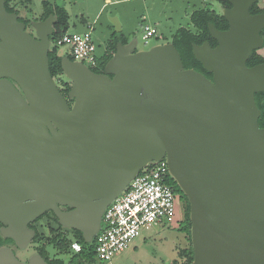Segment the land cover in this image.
<instances>
[{
    "label": "water",
    "instance_id": "95a60500",
    "mask_svg": "<svg viewBox=\"0 0 264 264\" xmlns=\"http://www.w3.org/2000/svg\"><path fill=\"white\" fill-rule=\"evenodd\" d=\"M256 0H230L217 44H193L209 79L184 68L171 42L137 50L118 42L96 73L63 55L64 95L49 70L56 16L31 22L0 0V234L24 249L29 223L52 211L91 242L105 208L149 163L165 158L189 204L191 264H264V127L255 93L264 92V12ZM116 31L117 17L111 18ZM67 98L72 99L71 102ZM0 264H49L38 252L20 260L0 247Z\"/></svg>",
    "mask_w": 264,
    "mask_h": 264
},
{
    "label": "rangeland",
    "instance_id": "374dc122",
    "mask_svg": "<svg viewBox=\"0 0 264 264\" xmlns=\"http://www.w3.org/2000/svg\"><path fill=\"white\" fill-rule=\"evenodd\" d=\"M44 0H11V5L19 10L18 16L29 21L27 30L34 33L31 22L38 21L44 7ZM65 8L68 14V32H84L86 27L82 19L92 25L90 31L95 45V54L101 56L104 53L107 40L112 37H120L122 34L131 41L136 40V49L142 50L157 43L170 42L174 33L180 27L195 30L190 15L194 10L210 9L216 13H222L223 8L218 0H48ZM258 4L264 7V0H258ZM117 17L121 26L116 31L111 18ZM155 26L157 32L145 42L143 35L144 26ZM67 47H61L63 51ZM264 54V49L258 50ZM71 55V54H70ZM72 56V55H71ZM73 57V56H72ZM86 63V62H84ZM87 64V63H86ZM63 80L70 81L62 75ZM57 86L64 85L57 78ZM182 220V208L177 206V213L170 222L151 224L140 229V233L128 245L127 248L117 253L109 261L94 258L91 264H171L182 247H188L189 240L179 230ZM39 238L35 239L24 249H18L20 260H26L36 248L42 247V238L52 236V230L57 225L44 217L35 222ZM57 231V229L55 230ZM69 236L72 237L70 229ZM96 237V236H95ZM94 237V238H95ZM45 249L49 258H54L55 249L46 245ZM65 263L68 256L60 255Z\"/></svg>",
    "mask_w": 264,
    "mask_h": 264
},
{
    "label": "trees",
    "instance_id": "16d2710c",
    "mask_svg": "<svg viewBox=\"0 0 264 264\" xmlns=\"http://www.w3.org/2000/svg\"><path fill=\"white\" fill-rule=\"evenodd\" d=\"M222 6V8H229L231 6L230 0H218ZM44 10L39 18V20L45 19L48 15L53 14L56 16V20L53 23V32L49 35L50 39V49L48 52V62H49V70L51 75L54 78L58 77V80L62 82L64 85L63 88H59L60 91L66 95L67 91L70 88V83L68 81L63 80L62 78V69H61V58L63 55H67L70 59H74L68 52L59 53V47L55 44L56 40L61 37L64 33L68 32V14L64 7L56 4L50 3L48 0H44L42 2ZM4 6L7 11L15 12L19 14V10L16 9L13 5H11V0H5ZM264 12V7H261L258 4V0H256L250 7V13H261ZM191 22L195 28V30H191L185 27H180L176 30L173 35L172 40L170 41L175 48L178 50L184 68H193L197 71L202 72L209 79L212 78V73L210 71H206L202 64L194 57L192 52L193 44H201L204 41H208L212 47H214L217 42L213 39L208 30V24L212 23L217 29L225 30L228 28V22L222 13H216L214 10L210 9H199L194 10L190 15ZM18 20L23 21L26 25V29L29 25V21L24 17L18 16ZM33 33V32H31ZM260 34L263 39V49H264V28L260 31ZM118 42L126 43L128 39L122 34L120 37H110L105 46L104 53L101 56L96 57V64L90 66L91 70L96 73H101L104 69L105 63L111 57L112 53L115 51L116 44ZM264 62V54L258 52V50H253L246 60L247 66H253L258 63ZM69 102L72 99L67 98ZM255 101L256 105L260 110V116L258 118V124L260 127H264V92L255 93ZM168 184L171 186L175 195L180 202V206L182 208V220L180 221L179 230H181L185 237L189 240L188 247H182L180 251L177 253L179 258H175L171 264H191L193 260V249L191 246L190 240V219H189V204L186 196L183 194L177 183L172 177L167 178ZM47 217L50 221L56 223V229H51L53 235L43 237L42 247L36 248V251L41 254V256L49 263V264H91L96 258L95 246H96V237L91 242H85L82 236V233L75 229H70L72 232V237L69 236L70 231L67 228L62 227L57 222L56 216L52 211H48L34 220L30 225L35 230L34 239L39 238V233L37 228L35 227V222L38 220ZM5 238H3L0 234V246H2L5 242ZM76 241L80 244V251L76 252L71 248V243ZM46 245L52 246L56 254L54 258H49L47 255V251L45 249ZM68 256V260L65 263L64 259L60 255Z\"/></svg>",
    "mask_w": 264,
    "mask_h": 264
},
{
    "label": "built area",
    "instance_id": "2783aa9c",
    "mask_svg": "<svg viewBox=\"0 0 264 264\" xmlns=\"http://www.w3.org/2000/svg\"><path fill=\"white\" fill-rule=\"evenodd\" d=\"M84 32H66L55 44L67 47L74 59L86 62L89 67L96 64L95 45L91 38L92 25L86 24ZM145 42L156 34V28L145 25ZM59 53L62 51L59 50ZM172 177L165 158L143 167L104 210L101 227L96 235V258L109 261L128 247L139 235L140 229L151 224L170 223L177 213L176 196L167 182ZM71 248L78 252L81 246L76 241Z\"/></svg>",
    "mask_w": 264,
    "mask_h": 264
},
{
    "label": "flooded vegetation",
    "instance_id": "af4514ba",
    "mask_svg": "<svg viewBox=\"0 0 264 264\" xmlns=\"http://www.w3.org/2000/svg\"><path fill=\"white\" fill-rule=\"evenodd\" d=\"M262 49V48H261ZM260 50V49H259ZM176 196V201H177V205L180 207V202H179V200H178V198H177V195H175ZM46 212H48V211H46ZM45 212V213H46ZM34 221H32V222H30L28 225H29V227H31V228H33L30 224L31 223H33ZM0 227H1V223H0ZM34 229V228H33ZM6 240H5V242H4V244L2 245V246H10L12 249H14V252H15V254H16V256L18 257V254H17V250L19 249V248H17L15 245H14V243H13V241L10 239V238H5ZM34 239V238H33ZM1 247V246H0ZM35 252H37V251H35ZM19 258V257H18ZM27 260V259H26ZM26 260H24V261H26Z\"/></svg>",
    "mask_w": 264,
    "mask_h": 264
},
{
    "label": "crops",
    "instance_id": "0c3cea01",
    "mask_svg": "<svg viewBox=\"0 0 264 264\" xmlns=\"http://www.w3.org/2000/svg\"><path fill=\"white\" fill-rule=\"evenodd\" d=\"M115 1H116V0H115ZM82 21H83V24H84V25L89 24V22L86 21V20H84V19H82ZM149 26H151V25H149ZM152 27H155V26H152ZM156 32H157V29H156ZM67 51H68V49L66 48V49H64V50L62 51V53H66Z\"/></svg>",
    "mask_w": 264,
    "mask_h": 264
}]
</instances>
